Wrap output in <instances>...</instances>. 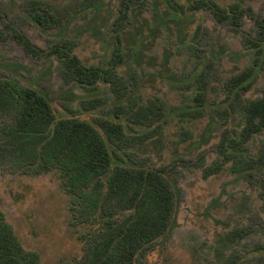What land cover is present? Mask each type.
Listing matches in <instances>:
<instances>
[{
	"label": "rangeland",
	"instance_id": "1",
	"mask_svg": "<svg viewBox=\"0 0 264 264\" xmlns=\"http://www.w3.org/2000/svg\"><path fill=\"white\" fill-rule=\"evenodd\" d=\"M28 1L0 0V77L36 89L56 116L66 115L63 104L77 108L78 100L98 97L99 107L77 116L121 123L128 134L121 163L161 168L173 192L166 230L134 264H264V129L237 146L235 153L249 161L248 169L232 171L228 161L204 174L213 161H222V136L233 137L243 126V107L264 89V39L259 41L255 21L264 19V0H213L250 9L236 32L208 8L189 7L196 0H177L183 12L164 0H145L118 34L122 99L103 82L88 93L63 83L55 57L45 52L57 39H75L73 52L81 62L107 66L117 46L114 21L120 0H97L86 7L80 0H38L58 20L49 25L35 21L33 13L40 10L28 11ZM15 32L39 48V56L26 53ZM254 60L251 76L242 83L246 86L231 88V79ZM119 103L121 115L138 117L141 124L115 117L113 105ZM13 124L12 115L0 113V208L5 219L22 248L36 252L42 264H82L107 225L122 223L127 213L111 201L115 212L110 221L98 212L88 216L59 168L36 173L24 166L12 139L1 133ZM145 132L141 143L130 136ZM82 216L89 218L81 221Z\"/></svg>",
	"mask_w": 264,
	"mask_h": 264
},
{
	"label": "trees",
	"instance_id": "2",
	"mask_svg": "<svg viewBox=\"0 0 264 264\" xmlns=\"http://www.w3.org/2000/svg\"><path fill=\"white\" fill-rule=\"evenodd\" d=\"M95 1L97 0H80L84 7ZM144 2L145 0H120L118 16L114 21L117 46L113 47L105 67L81 62L73 52L75 39H57L50 43L45 52L55 57L57 71L63 83L74 84L82 92L88 93L95 90L99 82H103L108 84L115 98L122 99L123 79L116 70L123 61L118 34L128 21L129 13L133 9H141ZM164 2L170 9L183 12L184 6L177 0ZM28 3V11L33 12L36 8L40 10L39 14L33 13L39 24L58 22L55 17L46 13L40 1L30 0ZM189 7L208 8L218 22L229 24L235 32L240 26L242 15L250 13L248 7L242 8L237 2L220 6L213 0H196ZM255 21L261 41L264 39V19ZM13 36L26 53L39 56L41 50L33 46L25 36L16 32ZM257 43L253 47L258 51ZM256 64L257 60H254L232 78L230 87H245L246 83H242L251 76ZM101 104L98 97L83 98L77 101V108L63 104L62 110L66 115L56 116L48 100L36 89L14 79L0 77V113L14 117V124L1 130V133L12 139L16 145L15 152L23 156L22 160L26 163L24 166L32 167L36 173L59 168L67 179L66 186L75 189L88 216L89 213L98 212L99 216L110 221L115 212L114 206L109 204L111 201L127 213L122 223L107 225L101 237L91 245L82 264H134L137 255L166 230L174 209V195L161 168H133L121 163L126 156L122 144L128 136L121 123L103 117L89 122L77 116L78 111L99 107ZM120 104L123 103L113 105L115 117L120 115L118 118L141 124L138 117L128 119L121 115ZM153 107L156 111L160 109L156 102ZM145 108L151 111L148 106ZM243 121V126L238 131H233V137L227 135V139H224L222 136L218 143L222 161H213L204 170V174L218 171L222 162L228 161L232 171L250 167H244L249 161L240 159L235 151L244 140L264 129V89L259 97L249 99L243 107ZM146 133L130 136L141 143L147 137ZM107 144L111 146L110 150ZM113 160L119 163L113 165ZM88 218L82 216L81 221H87ZM0 264H42L36 252L22 248L1 208Z\"/></svg>",
	"mask_w": 264,
	"mask_h": 264
}]
</instances>
